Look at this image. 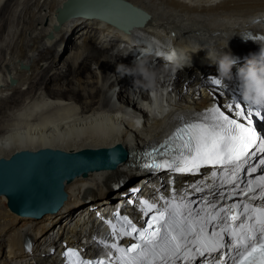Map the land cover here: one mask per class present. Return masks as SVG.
<instances>
[{
    "label": "bare ground",
    "instance_id": "bare-ground-1",
    "mask_svg": "<svg viewBox=\"0 0 264 264\" xmlns=\"http://www.w3.org/2000/svg\"><path fill=\"white\" fill-rule=\"evenodd\" d=\"M18 1L14 9L7 8V3L0 8V158L22 150L81 151L116 144L134 149L135 154L143 152V146L157 139L170 120L202 112L213 102L214 96L198 98L197 93L184 92V83L187 88L202 84L210 70H218L213 55L228 51L230 44L231 50L242 48L238 40L247 31L264 34V0H124L150 16L144 28L127 35L98 18H75L53 32L56 10L65 0ZM5 30L8 39H3ZM169 41L181 52L184 63H169L163 57ZM121 44L129 48L128 56L123 55ZM138 58L160 73L177 69L175 96L179 101L169 104L172 108L165 118L154 116L157 106L150 113L140 101L149 99L151 89H146L143 77L116 70L122 62L131 66ZM215 102L229 114L219 96ZM257 124L264 129V122ZM135 162L133 158L131 164ZM123 169L66 185L65 206L37 219L16 216L0 197V264L54 260L53 256L40 258L47 248L55 247L53 233L64 240L73 220L95 226L79 200L80 187L87 185L99 192L93 203L99 208L107 203L115 206L118 199L103 196L105 186H99L98 178L109 180L108 186L126 175ZM138 179L132 185L146 195H152L153 185L164 183L161 173L149 170L141 171ZM27 238L34 240L37 253L30 259L23 253Z\"/></svg>",
    "mask_w": 264,
    "mask_h": 264
},
{
    "label": "snow or ice",
    "instance_id": "snow-or-ice-1",
    "mask_svg": "<svg viewBox=\"0 0 264 264\" xmlns=\"http://www.w3.org/2000/svg\"><path fill=\"white\" fill-rule=\"evenodd\" d=\"M256 39L264 42V36ZM209 81L215 86L210 87L209 94L218 91L223 95L224 82L217 77H210ZM223 108L232 115L225 114L213 97V102L204 111L189 118L178 117V126L163 143L146 153L148 159L143 166L152 172L166 169L172 176L177 173L196 175L208 165L213 169L209 174L213 180L231 185L233 194L239 190L243 196L249 197V202L218 206L203 197L207 208L198 209L191 207L194 202L187 199V192L161 196L158 200L141 199L139 210L148 217L141 226L119 210L111 219L101 217L110 229L109 236L93 239L105 249L121 254L114 258L115 262L176 264L177 260L191 262L197 255L204 257L228 249V252L216 256L215 264H225L223 258L229 252H234L231 256L233 264H264V176L259 177L261 183L249 181L244 188H240L237 182L246 166L248 172L256 173L257 168L250 164L254 157L264 167V133L257 127V122H264V107L232 99L224 103ZM190 187L202 191L195 184ZM130 191L136 193L139 189ZM257 198L261 200L260 204L253 203ZM128 203L132 204L133 200ZM208 208L213 211H207ZM212 221L219 222V232L215 230L216 225L209 230ZM124 236L135 242L127 248L120 247L119 240ZM26 247L31 250L30 244ZM63 255L69 264H104L103 259L84 258L78 249H66ZM107 256L111 261L113 252L109 251Z\"/></svg>",
    "mask_w": 264,
    "mask_h": 264
},
{
    "label": "water",
    "instance_id": "water-1",
    "mask_svg": "<svg viewBox=\"0 0 264 264\" xmlns=\"http://www.w3.org/2000/svg\"><path fill=\"white\" fill-rule=\"evenodd\" d=\"M75 18H98L125 33H129L134 28H142L149 20V15L124 0H67L61 8L57 9V25L54 26V32H58L63 23ZM48 37L52 38V35L50 34ZM256 37L260 36H250L247 31L245 37L238 42L241 41V45L248 41L254 42ZM229 40L231 41L230 38ZM237 50L232 49L229 52L236 53ZM176 80L165 81L163 85H155L151 89H147L149 99L140 98L150 113L153 106H157L159 112L154 116L158 119L167 117L172 108L169 104L179 101L175 96L177 92ZM184 84L186 86L187 82ZM185 86L182 87L184 92L197 93L198 98L204 95L219 96L223 102L236 99L238 102L244 103L240 88L224 87L223 95H220L218 91L210 95V87H215L204 82L192 88ZM194 114L196 113H191L186 118ZM138 116L141 115L138 114ZM152 118L151 115L150 119ZM178 124L179 120L175 118L170 120L160 131L158 138L144 146L143 152L138 154L134 153V149L130 150L121 144H116L110 148L83 149L81 151H62L49 148L37 151L22 150L14 152L9 158L1 157L0 197L4 198L9 211L18 216L39 218L45 214H55L66 204L68 196L65 186L77 179H86L92 174L123 169L133 158H136L138 170H144L143 165L148 159L146 153L151 151L153 146L163 143ZM109 153H113L112 158L118 159V163H108ZM134 180L132 179L130 183Z\"/></svg>",
    "mask_w": 264,
    "mask_h": 264
},
{
    "label": "clouds",
    "instance_id": "clouds-1",
    "mask_svg": "<svg viewBox=\"0 0 264 264\" xmlns=\"http://www.w3.org/2000/svg\"><path fill=\"white\" fill-rule=\"evenodd\" d=\"M260 53L264 55V46L260 48ZM213 62L218 65V79L223 83L232 78L231 69L235 63L230 52H216ZM117 72L121 75L132 77L141 76L145 86L154 87L159 74L148 66L145 59L138 58L131 66L117 65ZM238 79L241 84V96L244 102L255 106L264 107V62H258L251 58L244 67L238 70ZM134 83H139L134 79ZM113 153H109L108 163L116 164L118 159H113Z\"/></svg>",
    "mask_w": 264,
    "mask_h": 264
},
{
    "label": "rangeland",
    "instance_id": "rangeland-1",
    "mask_svg": "<svg viewBox=\"0 0 264 264\" xmlns=\"http://www.w3.org/2000/svg\"><path fill=\"white\" fill-rule=\"evenodd\" d=\"M7 1V2H6ZM9 1V2H8ZM13 1V2H12ZM12 2V3H11ZM16 2H20V1H18V0H1L0 1V8H1V6H3L5 3H7V8H11V9H14L15 8V4L14 3H16ZM9 3V4H8ZM11 3V4H10ZM14 4V5H13ZM9 6V7H8ZM72 22V20H70V22L68 21L67 22V24L69 25L70 23ZM136 31H138V30H136ZM5 37H3V39H5V38H7L8 39V37L6 36L7 35V33H8V31H6L5 30ZM139 32H145V31H139ZM0 34H2V32L0 33ZM1 37V36H0ZM168 41V40H167ZM170 42V41H169ZM169 44V45H168ZM167 44V48H170V47H172L173 46V43H168ZM92 68V67H91ZM131 93H133L132 92V90H131ZM137 95H135V97H136ZM134 97V98H135ZM139 122H141V121H139ZM257 127H258V124H257ZM144 145V144H143ZM143 145H141V146H143ZM141 146H137V147H141ZM144 147V146H143ZM140 174H141V171L140 172H138V170L137 169H135V168H132V171L129 173V180H132V179H138V177L140 176ZM131 177V178H130ZM98 183H99V186H106V184L109 182V180H106V178H103V176H100L99 178H98ZM137 181H139V179L137 180ZM16 216H18V215H16ZM25 217H28V218H31V219H37V218H33V217H29V216H25Z\"/></svg>",
    "mask_w": 264,
    "mask_h": 264
}]
</instances>
